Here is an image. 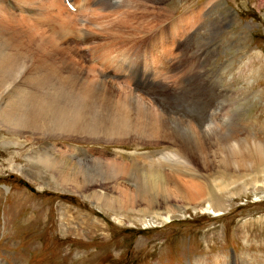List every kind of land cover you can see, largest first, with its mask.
<instances>
[{
    "label": "rangeland",
    "instance_id": "rangeland-1",
    "mask_svg": "<svg viewBox=\"0 0 264 264\" xmlns=\"http://www.w3.org/2000/svg\"><path fill=\"white\" fill-rule=\"evenodd\" d=\"M69 1L73 10L62 0H0V44L14 39L25 56L18 65L24 70H7L0 101L36 58L47 59L60 73L73 75L74 85L104 92L115 108L112 118L128 123V133L89 135L78 129L49 137L46 129L13 131L0 123V264H264V188L255 184L264 180V167L229 163L231 175L222 184L208 183L209 195L195 205L174 196L166 207L144 212V204L102 206L88 197L92 193L57 181L54 169L36 160L44 149L70 154L72 166L87 172L73 170L72 177L101 182L92 192L122 202L127 192L133 196L136 181L113 177L115 170L136 163L144 172L145 158L173 145L159 134L133 131L145 118L137 121L130 96L141 112L153 113L151 119L163 107L155 101L171 102L173 109L164 108L159 123L181 121L176 118L183 109L194 114L195 106L208 104L203 129L214 169L227 162L229 150L217 146L227 130L220 122L233 123L236 138L264 140V0H148L147 9L142 0ZM68 29L74 37L66 36ZM212 121L220 125L214 128ZM198 165L207 176L209 169ZM167 169L191 179L182 169ZM145 193L150 198L152 191Z\"/></svg>",
    "mask_w": 264,
    "mask_h": 264
},
{
    "label": "bare ground",
    "instance_id": "bare-ground-1",
    "mask_svg": "<svg viewBox=\"0 0 264 264\" xmlns=\"http://www.w3.org/2000/svg\"><path fill=\"white\" fill-rule=\"evenodd\" d=\"M147 1L148 0H142V5L145 6L146 9L148 7L146 5ZM140 6L141 3L138 7ZM87 8L88 7H85L83 10L86 11ZM86 15L87 17H90L91 14L89 12L86 13ZM79 16L81 15H78L77 20H84L83 18H79ZM121 22L122 21L118 24ZM64 33L65 32H63V34ZM70 33L74 37V33L69 29L66 36L70 35ZM10 39L7 38L4 44H0V88L3 87L5 81L6 83L8 81L7 79L10 72H7V70H14L15 67L21 70L24 68L23 66L18 65L23 63L25 56H20V46L18 42H13L14 39H11L13 41ZM5 44H8L9 47ZM159 69L160 68H158V70ZM60 72L61 71L47 59L36 58L31 68H29L27 72L25 71L26 75L24 74L25 76L23 77V80H19V82L15 81L12 85L14 87L13 90L8 94V96L1 99L0 123L6 126L7 129H11L13 131L18 129H28L29 132H37L41 128L46 129L48 131L47 133H49V137L56 135L54 133L60 131L61 133L63 132L62 134L64 135L67 133H76L78 129H83L82 132H87L89 135L104 134L121 136L128 133V123H123L112 118V113L115 108L113 107V103L108 101L109 97L104 96V92L95 93L92 90L93 88L90 89L86 85H82L80 88V84H73L75 78L72 77L73 75ZM148 80L149 79H147V82ZM29 81H34L31 88L28 86V83H26ZM64 82L69 85L70 88L66 84V86H64ZM43 83H46L47 86L44 91L43 89L40 91ZM74 87L79 89L75 90ZM173 92L175 93L176 91ZM191 97L198 96L195 95ZM95 100H98L99 102H95ZM158 102L162 103L161 106L163 107L161 110L164 113H167L163 110L164 108L169 111V113L171 112L170 110L173 109L171 107L173 104L171 102L166 103L165 99L155 101L160 108L161 106ZM206 102L208 103L209 100ZM129 103L132 109L137 107L134 112V114H138L137 121L145 118L142 125H137L136 123L133 124L135 125V130L133 131L136 132V130H138L137 134L142 135L150 133L146 134L148 136H155V134H159V138H167L166 140L172 142L173 145L170 149L155 151L145 158L142 165L146 168V171L144 172L139 171V168H136V163H133L132 167H123L118 165L119 168H116L117 170H115V175L112 173L113 177L117 174H123L130 178V180L136 181L132 183L135 187L133 196H131V192H127L125 194L124 191L123 193L126 195V198L122 202L120 200L118 201V198H113L104 193L97 192V190L93 189L92 192V188L96 187L95 185H101V182H97L98 180H89V175L82 177L85 179H76L75 177H72L71 172L73 170H78L84 173L87 172L86 170L84 171L82 167L79 168L72 166V162L75 158L70 156V154L62 152L61 155H59L60 153H58V151L57 153L59 156H56L57 153L55 154L51 150L44 149L42 153L37 155L36 160L44 167L51 170L54 169L53 175L57 178V181L60 183L63 182L64 185L72 183L71 185L75 187V190L79 193L86 191L92 193L93 195L91 194L88 197L94 196L96 201H98L102 206L107 205L112 209H121L125 208L126 204L131 207H139L141 204H144V207L142 208V211L144 212L150 211L154 208V206L158 208L161 204L164 206L170 204V201L175 199L174 196L181 198L184 203L195 205V203L200 202L202 198L209 195L204 190L208 183L211 182L215 185L216 180H219L218 184H222L223 182L221 179L231 175L228 165L229 163L234 164L239 162L240 165H246L248 162L253 169L257 167H264V140L253 139L251 141L249 139L247 140L246 137L236 138V133L238 132H235L233 128H230L235 125L229 121H222L220 124L227 126L225 127L227 130L223 129L225 131L223 132V135L219 137L217 146L221 151L229 146V150L223 156V159L227 162L224 160L221 161L219 163L221 169H214V161L211 159V154L207 151L208 148L206 147V143L211 140L208 139L209 136L203 129V124L207 119L209 109V105L205 104V102L202 105L198 104L199 106H195L194 109L192 107L194 114L191 113V109H183V117L176 118L181 121L169 120L164 123L158 122L162 119V111H157L156 114L154 111L157 109L153 111L158 119L155 121L156 118L151 119L153 113L150 115L146 111L141 112L142 110H139L141 108L138 107L135 98L130 96ZM177 113L179 112L177 111ZM126 119L127 118H125V120ZM213 123L214 128L220 125L216 122ZM249 145H251V152L246 150ZM198 164H201L204 168L207 167L205 170L209 169L207 176H203V172L199 170ZM168 167L171 169H182L183 172L191 176V179L183 180L177 176L169 175V172L166 171ZM144 173H146L144 178L142 177L143 179L140 180V175H143ZM111 175L108 176L112 177ZM194 177L201 178V180L204 181H199L194 179ZM209 179L212 180L210 181ZM146 183H150V185ZM255 184H259L261 190L264 188V180L260 181L255 179ZM169 185L173 186L172 189L174 190V193L170 192ZM225 185L228 186V184H223L222 188ZM123 189L121 188L122 191ZM146 190H150V192L152 191V193H149L150 198H145L148 194L145 193ZM122 204L125 205L122 206ZM240 264H247V262L242 259Z\"/></svg>",
    "mask_w": 264,
    "mask_h": 264
}]
</instances>
